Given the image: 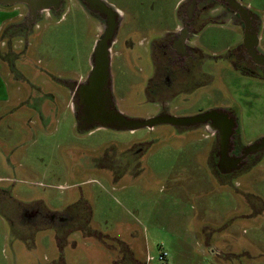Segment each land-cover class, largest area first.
Returning <instances> with one entry per match:
<instances>
[{
	"label": "rangeland",
	"instance_id": "obj_1",
	"mask_svg": "<svg viewBox=\"0 0 264 264\" xmlns=\"http://www.w3.org/2000/svg\"><path fill=\"white\" fill-rule=\"evenodd\" d=\"M105 1L127 15L110 68L118 105L126 116L147 115L153 104L129 106L146 72L123 44L137 47L150 30L172 26L177 0ZM239 2L260 17L264 50V0ZM22 10L0 5V264H264V159L217 179L206 165L204 130L79 131L66 82L87 75L99 21L65 0L60 18H42L26 45L8 47L5 29ZM197 40L208 55L220 52L230 27L209 23ZM217 84L187 110L233 104L242 140L264 135V81L228 71ZM139 147L138 171L130 172L126 161ZM37 207L59 215L78 209L81 221L28 230L20 211Z\"/></svg>",
	"mask_w": 264,
	"mask_h": 264
},
{
	"label": "flooded vegetation",
	"instance_id": "obj_2",
	"mask_svg": "<svg viewBox=\"0 0 264 264\" xmlns=\"http://www.w3.org/2000/svg\"><path fill=\"white\" fill-rule=\"evenodd\" d=\"M78 1L99 21L100 32L96 41L106 31L115 30L105 53L108 69L91 75L96 62L93 57L98 56L96 59L99 61L104 52L103 49L94 52L93 47L87 75L66 82L79 131H88L93 127L133 131L143 127L153 130L169 126L176 134L183 135L193 130H204L203 138L207 139L208 145L206 165L217 179L251 171L255 163L264 159V135L248 142L242 140L241 113L237 106L211 103L200 106L196 111L187 110L202 91L208 90L214 83H225L228 71L242 78L264 81V50L260 47L261 19L256 13L243 6L239 0H177L172 26L150 30V36L140 38L139 48L126 39L124 49H134L135 59L144 65L143 70L146 72L144 82L133 87L135 96L129 106L137 110L148 104L155 107L147 115L130 117L118 105L110 71L116 33L127 15L105 0H101L105 4L100 0ZM13 5L21 6L24 10L18 13L16 22L5 29V34L8 47L18 44V48H21L27 44L24 39L34 32L42 18L61 17L65 0H60L58 5ZM209 23L230 27L227 45L212 55L205 53L197 43V36ZM12 39H16V42H12ZM122 118H126L128 123L121 124L119 120ZM143 142L140 140L135 144L142 145ZM142 152L143 149L139 147L127 159L126 168L131 166L130 172L138 171L135 163ZM78 215V209L59 215L37 207L21 209L19 216L20 224L28 227V230L46 226L59 231L62 227L70 229L77 225L81 219Z\"/></svg>",
	"mask_w": 264,
	"mask_h": 264
},
{
	"label": "water",
	"instance_id": "obj_3",
	"mask_svg": "<svg viewBox=\"0 0 264 264\" xmlns=\"http://www.w3.org/2000/svg\"><path fill=\"white\" fill-rule=\"evenodd\" d=\"M89 1V0H87ZM90 1H93V0H90ZM98 1V0H96ZM101 2V0H100ZM16 3H25V4H28V5H35V6H39V5H58L60 3V0H0V5H3V6H8V5H13V4H16ZM101 3H104V2H101ZM91 4V3H90ZM105 4V3H104ZM107 8H112V7H109L106 5ZM114 35H115V30L111 29V30H108L106 31L103 36L98 39L96 42H95V46H94V52H97V51H100L103 49V55L101 56V60H97L95 56L93 57V59L96 60L95 62V65L93 66L92 68V72H91V75L95 74V73H103L104 72V68H107L108 69V60L105 56V53H107V50L108 47H109V44L112 42L113 38H114ZM102 52V51H101ZM118 115H122V114H118ZM121 118V116H120ZM119 121H122L121 124H126L128 123V120H126V118H122L121 120Z\"/></svg>",
	"mask_w": 264,
	"mask_h": 264
},
{
	"label": "built area",
	"instance_id": "obj_4",
	"mask_svg": "<svg viewBox=\"0 0 264 264\" xmlns=\"http://www.w3.org/2000/svg\"><path fill=\"white\" fill-rule=\"evenodd\" d=\"M166 255H167V252H166V251H161V252L159 253V255H158V258H159V259H164V258L166 257Z\"/></svg>",
	"mask_w": 264,
	"mask_h": 264
}]
</instances>
